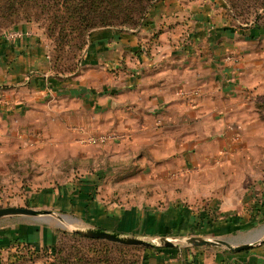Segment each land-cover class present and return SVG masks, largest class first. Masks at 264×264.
<instances>
[{
    "label": "crops",
    "instance_id": "crops-1",
    "mask_svg": "<svg viewBox=\"0 0 264 264\" xmlns=\"http://www.w3.org/2000/svg\"><path fill=\"white\" fill-rule=\"evenodd\" d=\"M221 7L218 0H159L135 28L94 30L72 77L53 75L32 28H15L32 33L0 38V126L15 129L1 139L27 143L20 130L55 119L81 124L113 135L109 140L117 143L105 147L125 148V156L133 157L127 173L153 174L149 182L158 186L167 174L192 171L183 183L191 198L213 203L231 197L228 191L245 183L235 185L230 173L247 167L253 172L255 161L264 166V119L255 107L264 94V27L235 24ZM97 179L95 174L69 190H51L50 201L30 206L127 236L191 234L221 238L232 247L261 237L240 250L174 245L146 264H264V223L253 228L252 221L235 217L243 212L221 208L218 216L224 217L213 221L207 211L180 201L152 207L140 194L107 197ZM16 237L41 246L53 244L56 233L35 222L0 226V243Z\"/></svg>",
    "mask_w": 264,
    "mask_h": 264
},
{
    "label": "rangeland",
    "instance_id": "rangeland-1",
    "mask_svg": "<svg viewBox=\"0 0 264 264\" xmlns=\"http://www.w3.org/2000/svg\"><path fill=\"white\" fill-rule=\"evenodd\" d=\"M158 1L155 0L151 7ZM218 1L222 6L221 12L227 15L233 23H248L254 20L255 16H260L258 22L264 25V6H261L258 1L237 0L235 5H232L233 0ZM151 7L147 9V12H144L139 25L146 19ZM134 20L136 23L137 17ZM131 24L133 23H115L114 26L108 27L122 30L129 28L127 25L132 26ZM17 27H30L34 30L38 36V42L43 44L47 52L49 67L53 75L72 77L79 73V58L83 51L80 49L81 38L73 39L66 44H58L55 37L49 35L46 23L33 16L29 19L23 17L12 20L0 19V38L7 37L12 31H18L21 34L14 38H23L32 33V31L15 29ZM100 28L107 27H98L97 29ZM31 130H20V133H17L21 135L19 137L27 136V143L11 142L8 144L7 142L10 141H4L1 138L8 136L9 132H13L14 135L15 129L13 126L6 129L0 126V208L7 206L31 207L30 205L37 204L40 200L50 201L51 190L53 192H61L65 190L64 188L69 190L77 186L82 178L93 177L97 174L99 175L97 180H100L97 189L99 193L107 197L127 193L140 194L150 201L149 206L152 207H166L167 203L180 201L183 202L184 206H191L193 210L198 212L207 211L213 221L224 217L218 216L223 212L222 208L232 214L243 212L245 216L235 217L243 222L252 221L253 228L264 223V166L259 169L257 161L253 166V172L250 167H247V170L242 174L240 170L239 174L233 172L228 175L229 179L237 182L235 185L242 186V183H245V188L230 189L228 193L231 194V197H226V199L215 198L212 203L205 199L195 200V196L191 198L190 190L183 188V183L189 182L191 175L195 172L167 174L163 183L158 184V186L156 181H153L156 184L149 182L151 179H155L153 174L147 173V175L140 176L139 170H137L138 174L135 172L133 175L127 173L126 170L133 166V157L125 156V148L105 147L107 144L117 143L109 140L113 137L111 134L96 133L92 128L81 124H59L56 119L51 125L37 126L36 129ZM88 135L99 137L108 135V137L100 142L91 143L86 139ZM30 139L32 140L30 141ZM31 144H36L37 147H29L28 145ZM262 159L260 163H264V157ZM238 160L240 163L241 158ZM127 174L129 175L127 176ZM224 175L226 176L225 173H223V177ZM134 177H136L137 184L131 182V180L134 182ZM142 182H145L144 186L139 185ZM131 183L135 188L130 187L133 186ZM148 185L149 187H147ZM236 196H240L243 200L239 202L235 198ZM229 200H233L234 203L222 204L223 201L228 203ZM57 213L60 214V212ZM19 222H35L49 226L50 230H53L58 237L57 243L54 246V243L39 246L16 237L12 244L0 245V264H50L53 260L56 264H146L150 255L166 248L155 245L121 244L97 238L91 239L89 236L72 231L73 228L84 230L87 227H92L83 222L66 224L65 228H60L55 224V221L37 222L22 215L0 218V226H15ZM61 232H66V234H61ZM184 236L193 235L185 234ZM134 237L148 242L157 238V236L147 235ZM172 243L184 244L174 241ZM53 247H56V250Z\"/></svg>",
    "mask_w": 264,
    "mask_h": 264
},
{
    "label": "trees",
    "instance_id": "trees-1",
    "mask_svg": "<svg viewBox=\"0 0 264 264\" xmlns=\"http://www.w3.org/2000/svg\"><path fill=\"white\" fill-rule=\"evenodd\" d=\"M155 0H0V19L12 20L23 17H36L46 23L49 35L55 37L60 44L73 39H82L81 51L85 48L91 31L98 27L114 26L115 23L131 24L129 28L139 25L144 12L152 6ZM264 6V0H256ZM238 1L233 0L235 5ZM249 3V1H247ZM137 17V22L134 18ZM260 16L250 22H241L264 27L258 22ZM57 76V75H56ZM255 107L264 119V94L257 96ZM254 216V215H251ZM66 234V232H61ZM77 235V234H75ZM57 235L54 245L57 243ZM88 239V238H87ZM95 239V238H91ZM15 238H9L0 243L12 244ZM17 242V241H16ZM103 242V241H102ZM56 250V247L54 248ZM57 253V251H56ZM56 264V262H50Z\"/></svg>",
    "mask_w": 264,
    "mask_h": 264
},
{
    "label": "water",
    "instance_id": "water-1",
    "mask_svg": "<svg viewBox=\"0 0 264 264\" xmlns=\"http://www.w3.org/2000/svg\"><path fill=\"white\" fill-rule=\"evenodd\" d=\"M12 215H22L31 218L37 222L49 223L55 221V224L60 228H65V225L76 224V220L72 219L70 216L63 214H58L53 210H37L32 207H14L7 206L0 208V218ZM78 224V223H77ZM74 232L81 233L83 235L89 236L91 238L103 239L112 242H117L121 244L128 245H144V246H161V247H171L174 245H180L174 242H182L184 246H221L224 245L230 250H240L247 249L253 246L255 243L260 241L261 237H256L254 240L248 243H244L235 247H232L226 241L221 238H207L203 236H168V237H157L152 241H144L135 238L134 236L121 235L118 232H109L102 228L91 227L81 230L79 228H73Z\"/></svg>",
    "mask_w": 264,
    "mask_h": 264
},
{
    "label": "built area",
    "instance_id": "built-area-1",
    "mask_svg": "<svg viewBox=\"0 0 264 264\" xmlns=\"http://www.w3.org/2000/svg\"><path fill=\"white\" fill-rule=\"evenodd\" d=\"M21 34L18 33V31H12L10 32V34L7 36V37H10V38H14V37H17V36H20ZM108 135H102V136H95V135H88L86 136V139L88 142H91V143H97V142H100L102 141L103 139H107Z\"/></svg>",
    "mask_w": 264,
    "mask_h": 264
}]
</instances>
